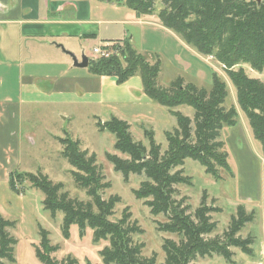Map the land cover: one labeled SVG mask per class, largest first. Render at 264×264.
<instances>
[{"label": "trees", "instance_id": "obj_1", "mask_svg": "<svg viewBox=\"0 0 264 264\" xmlns=\"http://www.w3.org/2000/svg\"><path fill=\"white\" fill-rule=\"evenodd\" d=\"M117 4L133 10L138 16L154 15L157 0H95ZM162 25L177 34L188 46L205 57H212L224 67L230 81L236 88L237 103L248 119L253 137L262 146L264 158V81L249 78L241 65H248L257 72L264 71V0H162L157 12ZM120 53L97 61H90L89 68L96 76H114L118 84L134 76L142 80L144 93L149 99L168 108L177 119L178 128L167 132L168 149L162 154L161 146L154 139L153 132L145 131L149 148L136 142L130 132V125L117 118L98 123L101 131H108L116 137L115 149L127 156L126 159L114 154L106 158L117 172L127 181L130 175L145 176L141 187L134 191L138 200L150 209L152 215H163L167 222L159 224V230L175 234L179 241L167 239L162 249L165 253L163 264H192L198 257L214 254L230 262V247L240 248L250 255L251 239L234 238L249 221L245 208H238V215L231 220L232 235L227 243L204 241L212 234L216 224L211 213L218 210L201 204L193 215L174 199L176 186L191 184V178L184 176L185 160L200 163L207 174L221 179L220 170H229L228 153L221 140L226 128L234 127L239 121L237 107L225 105L228 97L226 82L212 72V88L185 84L178 78L168 88L158 84L160 63H150L139 53L129 40L115 42ZM187 106L194 110L191 119L176 108ZM63 145L62 155L72 166L71 175L76 186L85 191L88 200L81 202L63 192L61 183H53L42 174L16 171L10 174L9 185L16 190V179L26 177L32 187L44 194V208L53 217L63 214L61 230L65 239L70 238V228L75 225L81 234L86 229L93 231V241H109L101 256L104 264H155V258L143 260L140 249L135 246L132 233L137 228L126 226L130 214L118 222L110 218L118 196L105 200L102 191L109 188L97 165L96 155H89L81 149V143L70 138L59 139ZM12 222L0 215V250L12 253L15 241L6 228ZM134 229V231H133ZM48 248V253L46 249ZM48 233L41 229L40 248L36 251L42 264H59L51 258Z\"/></svg>", "mask_w": 264, "mask_h": 264}, {"label": "rangeland", "instance_id": "obj_2", "mask_svg": "<svg viewBox=\"0 0 264 264\" xmlns=\"http://www.w3.org/2000/svg\"><path fill=\"white\" fill-rule=\"evenodd\" d=\"M161 7L162 0H157L155 14ZM129 30L130 35H135L132 40L133 46L147 56L150 63H160L158 84L161 87L168 88L172 82L182 78L185 84L194 83L198 87L210 90L214 71L228 87L229 93L225 105L236 106L241 116L238 121L239 139L231 138L228 135L229 131H223L221 136V140L226 142L224 150L228 153L230 169L220 170L221 179L216 180L206 173L200 163L191 159L185 160L184 176L191 178V184L176 186L174 199L186 207L187 213L191 215L201 204L216 208L218 211L210 214L216 229L212 234L205 236L204 241L221 243H227L232 238L231 220L238 215V208L244 207L249 221L234 238L251 239L252 252L248 255L240 248L230 247L232 254L230 262L214 254L198 257L192 264H264L262 146L253 137L248 119L237 103L236 88L224 71V67L212 57L203 56L210 66L178 35L167 30L152 25L131 26ZM114 46V43L106 44L101 49L110 52V56L119 55L120 49ZM92 49V47L86 49L85 55ZM81 58L82 56L78 61ZM99 59L102 57L94 56L90 61ZM240 67L249 78L264 81V71H254L248 65H241L236 69ZM158 108L167 114L168 108L160 106ZM161 111L155 113L156 121L162 119L159 117ZM175 111L191 119L195 113L187 106L176 108ZM140 113L148 115V111L144 109L140 110ZM111 118L108 111L94 105L35 103L25 104L16 110L9 125L13 138L0 137V215L12 222L6 231L15 241L12 253L5 254L0 250V264H42L36 254L40 248L41 229L48 233L51 246L56 248L51 252V258L59 264H104L101 252L109 245V241L94 243L91 229L88 228L84 234H81L75 225L70 228V238L65 239L61 230L63 214L57 213L53 217L45 210L43 204L45 197L41 191L32 187L26 177L22 180L15 177L16 190L8 183L9 179L6 176L8 170L16 171L17 174L40 173L55 184L61 183L63 192H67L70 198L86 202L88 197L85 191L76 186L71 175L73 168L62 155L63 145L59 139L64 138L79 141L82 150L87 151L89 155H96L97 165L105 183L109 184V188L102 191L103 198L105 200L112 196L120 198L110 219L118 222L125 214H130L126 226L139 230L133 229L132 237L134 245L142 247L140 258L143 260L155 258V264L165 262L166 256L162 249L164 242L167 239L179 241V237L160 231L159 224L167 222V218L163 215H152L144 200L136 198L134 191L141 187L146 179L145 176L130 175L126 181L123 174L115 171L114 165L107 160V154L127 158L115 149L116 137L108 131H101L98 126V123L108 122ZM177 128V119L174 117L166 123H150L145 120L132 122L130 132L136 142H141L147 148L149 141L145 131L153 132L154 139L161 146V153L164 154L168 149L166 133L173 132ZM48 251L47 248L46 252Z\"/></svg>", "mask_w": 264, "mask_h": 264}, {"label": "crops", "instance_id": "obj_3", "mask_svg": "<svg viewBox=\"0 0 264 264\" xmlns=\"http://www.w3.org/2000/svg\"><path fill=\"white\" fill-rule=\"evenodd\" d=\"M143 25L174 33L156 14L138 16L117 4L95 0H0V137L13 136L10 120L25 104L94 105L108 111L112 118L127 122L130 130L132 122L166 123L173 119L169 109L165 114L144 93L139 76L118 84L114 76H96L89 67L77 68L73 63L72 55L78 60L89 47L93 48L86 55L90 59L95 56V48L106 44L124 40L132 44L135 35H130L129 27ZM142 109L148 111L147 116L140 113ZM158 111L162 119L156 121ZM239 124L223 131L239 139ZM12 172L6 171L8 179Z\"/></svg>", "mask_w": 264, "mask_h": 264}, {"label": "water", "instance_id": "obj_4", "mask_svg": "<svg viewBox=\"0 0 264 264\" xmlns=\"http://www.w3.org/2000/svg\"><path fill=\"white\" fill-rule=\"evenodd\" d=\"M72 59L74 62V66L77 68H88L90 64V59L88 56L83 55L81 58V62L77 60L75 56L72 55Z\"/></svg>", "mask_w": 264, "mask_h": 264}, {"label": "built area", "instance_id": "obj_5", "mask_svg": "<svg viewBox=\"0 0 264 264\" xmlns=\"http://www.w3.org/2000/svg\"><path fill=\"white\" fill-rule=\"evenodd\" d=\"M93 54H94L95 56H99V57H102V58H108V57H110V55H111L110 52H108L107 50H103V49H101V48H95V49L93 50Z\"/></svg>", "mask_w": 264, "mask_h": 264}]
</instances>
